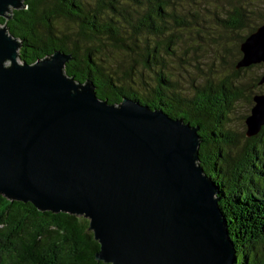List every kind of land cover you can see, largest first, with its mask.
<instances>
[{
  "label": "water",
  "instance_id": "1",
  "mask_svg": "<svg viewBox=\"0 0 264 264\" xmlns=\"http://www.w3.org/2000/svg\"><path fill=\"white\" fill-rule=\"evenodd\" d=\"M22 5L0 0V17ZM19 48L0 26V194L83 216L105 264H234L219 186L199 163V126L127 96L109 104L92 81L65 74L70 54L27 64ZM239 50L236 69L264 63V23ZM252 101L247 138L264 125V92Z\"/></svg>",
  "mask_w": 264,
  "mask_h": 264
},
{
  "label": "trees",
  "instance_id": "2",
  "mask_svg": "<svg viewBox=\"0 0 264 264\" xmlns=\"http://www.w3.org/2000/svg\"><path fill=\"white\" fill-rule=\"evenodd\" d=\"M205 1L23 0L21 8L9 12L10 18L0 17V26L20 42V62L32 64L63 51L72 57L65 74L80 83L92 81L96 95L109 104L127 96L199 126V163L219 186L218 206L236 251L234 264H264V125L256 135L245 136L249 145L233 154L237 140L228 117L241 98L253 105L251 87L263 75L249 85L241 75L258 64L235 65L240 42L264 23V0H252L251 6L230 0L225 13L215 16L218 27L238 37L230 76L194 85L190 95L162 69L154 72L156 82L147 89L139 79L138 60L150 70L162 64L159 51L173 53L170 45L190 27L187 15L196 12L188 9ZM242 30L244 34L235 33ZM112 51L138 58L125 68L112 64ZM251 155L255 161L262 156L260 164L250 161ZM98 248L83 216L39 211L30 202L0 194V264H105L95 259Z\"/></svg>",
  "mask_w": 264,
  "mask_h": 264
},
{
  "label": "rangeland",
  "instance_id": "3",
  "mask_svg": "<svg viewBox=\"0 0 264 264\" xmlns=\"http://www.w3.org/2000/svg\"><path fill=\"white\" fill-rule=\"evenodd\" d=\"M236 1L242 5L251 6L250 2L252 0H233V2ZM229 5L230 0H208L188 9V12L195 10L196 15L193 13V16L187 13L190 27L183 31L176 43L170 45L173 53L170 49L165 52L160 50L158 59L162 64L153 65L152 70L142 67L138 60L139 79L147 83L146 89L148 86L155 84L157 77L154 72L159 69L170 75L171 80L176 83L181 92L189 95L192 93L194 85H203L206 81L211 80L216 82L218 78L230 76L231 62L236 55L235 44L238 37L232 32H225L215 24V16H222ZM222 8H225V10L223 11ZM235 33L241 35L245 33V30ZM135 51H138V49L135 48ZM111 55L113 56L112 64H121L125 68L129 63H132V60L138 58L136 54L127 55L121 52H114L113 54V51ZM262 74H264V63H258V66H254L253 69L242 74L241 77L243 82L251 85L252 81ZM139 79L137 77L136 80ZM258 84L257 87H251V90L258 93V88H260L264 92V83ZM250 108L251 106H248L245 99L241 98L233 105L232 111L228 115L230 130L235 134L237 140L235 147L231 149L233 154L238 153L245 145H249V142L245 140L246 128L243 116L249 114ZM252 156L249 157V160L260 164L262 156L256 161L252 159Z\"/></svg>",
  "mask_w": 264,
  "mask_h": 264
},
{
  "label": "flooded vegetation",
  "instance_id": "4",
  "mask_svg": "<svg viewBox=\"0 0 264 264\" xmlns=\"http://www.w3.org/2000/svg\"><path fill=\"white\" fill-rule=\"evenodd\" d=\"M263 203V205H264V202H262Z\"/></svg>",
  "mask_w": 264,
  "mask_h": 264
}]
</instances>
